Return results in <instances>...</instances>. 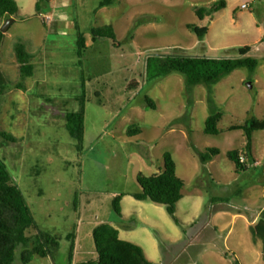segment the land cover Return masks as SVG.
I'll list each match as a JSON object with an SVG mask.
<instances>
[{
  "label": "rangeland",
  "instance_id": "374dc122",
  "mask_svg": "<svg viewBox=\"0 0 264 264\" xmlns=\"http://www.w3.org/2000/svg\"><path fill=\"white\" fill-rule=\"evenodd\" d=\"M101 1L44 0L38 11V0H17L19 17L4 33L0 67L12 81L22 80L15 44L22 42L36 57L27 89L12 86L1 97L0 131L17 142L0 135V155L39 224L61 238L54 259L34 256L30 264H70L72 231L73 264L96 258L93 231L102 222L140 245L151 264H264V240L251 230L264 211V130L254 133L255 163L248 170L238 171L228 155L246 143L244 131L230 126L264 118V0H225V8L204 20L194 8L221 0H116L98 8ZM8 19L0 18V30ZM189 23L208 26L207 35L199 37ZM111 24L118 44L93 41V28ZM78 25L88 45L82 65ZM246 45L258 67L236 69L211 92L205 84L189 87L180 73L155 79L146 74L150 56L237 58ZM83 77L86 132L80 153L66 113L80 108ZM214 107L223 118L220 133L210 135L204 130ZM133 124L143 132L131 137ZM208 148L220 153L203 163L198 152ZM166 152L185 180L176 213L181 226L164 205L133 196L141 191L138 175L161 172ZM117 195H124L122 216L113 208ZM15 264L23 263L18 257Z\"/></svg>",
  "mask_w": 264,
  "mask_h": 264
},
{
  "label": "trees",
  "instance_id": "16d2710c",
  "mask_svg": "<svg viewBox=\"0 0 264 264\" xmlns=\"http://www.w3.org/2000/svg\"><path fill=\"white\" fill-rule=\"evenodd\" d=\"M38 0L36 8L39 11L41 3ZM116 0H102L98 8L115 4ZM226 7V1L221 0L209 7L194 8L201 20L208 16H213ZM20 7L17 0H0V18L7 20L12 17H19ZM188 29L203 38L207 35L208 26H199L194 23L187 25ZM77 55L79 65L83 64V56L88 48L87 39L77 26ZM93 41L100 39H112L118 44V39L114 26L105 25L92 29ZM5 34L0 30V49L4 42ZM252 47L249 45L240 48V57L237 58H209V57H179V56H150L146 62V74L149 79L165 77L173 73L182 74L189 87L197 84H205L210 92L212 86L221 79L231 74L239 68H248L254 71L259 61L250 56ZM15 56L19 65L21 81H12L0 67V103L1 97L14 86L19 90H26L25 80L32 77L35 72L34 53L28 51L25 44L18 42L14 46ZM80 108L77 111L66 113V128L75 139L77 150L82 153L86 132V78L83 77L82 93L77 96ZM213 104V99L210 98ZM146 103L155 108V102L150 97L146 98ZM223 118V112L214 107L213 112L206 119L205 133L217 135L220 133L219 123ZM229 130H243L246 136V143L239 151L237 149L228 152L229 158L236 164L238 171L248 170L255 163L253 136L256 131L264 130V118H252L242 125H231ZM143 132L138 124L129 126L128 136H134ZM1 137L9 142H17V137L7 132L0 131ZM220 153L218 148H208L206 151L198 152L203 163L211 161ZM241 153H245L246 162H241ZM138 183L141 191L134 193L137 200H150L153 203L164 205L167 212L177 225H182L177 217V204L183 198V188L185 180L177 173V163L171 152L164 154V167L161 172L153 175H138ZM124 195H117L113 200L115 212L122 216V199ZM214 202L226 201L224 197L213 198ZM254 237L264 240V211L260 215L259 221L251 226ZM71 241L70 264L75 251L76 234L72 231L68 234ZM97 257L83 260L76 264H151L144 249L133 242L123 240L120 231L111 223L102 222L93 231ZM61 238L43 228L36 219L34 212L27 200L20 185L15 181L6 161L0 155V264H15L19 260L23 264L32 263L34 256L42 258H55L60 250ZM225 257L230 258L229 251L223 250ZM235 264H241L235 260Z\"/></svg>",
  "mask_w": 264,
  "mask_h": 264
},
{
  "label": "water",
  "instance_id": "95a60500",
  "mask_svg": "<svg viewBox=\"0 0 264 264\" xmlns=\"http://www.w3.org/2000/svg\"><path fill=\"white\" fill-rule=\"evenodd\" d=\"M15 21V19H13V18H9L8 19V23L2 28V32L3 33H6L7 31H8V29H9V27H10V25L13 23Z\"/></svg>",
  "mask_w": 264,
  "mask_h": 264
},
{
  "label": "built area",
  "instance_id": "2783aa9c",
  "mask_svg": "<svg viewBox=\"0 0 264 264\" xmlns=\"http://www.w3.org/2000/svg\"><path fill=\"white\" fill-rule=\"evenodd\" d=\"M243 7H248L246 4L243 5ZM241 162H246V157L244 155H241V158H240Z\"/></svg>",
  "mask_w": 264,
  "mask_h": 264
}]
</instances>
